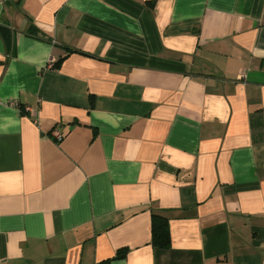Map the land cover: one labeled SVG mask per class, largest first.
Instances as JSON below:
<instances>
[{
    "label": "crops",
    "instance_id": "1",
    "mask_svg": "<svg viewBox=\"0 0 264 264\" xmlns=\"http://www.w3.org/2000/svg\"><path fill=\"white\" fill-rule=\"evenodd\" d=\"M0 264H264V0H0Z\"/></svg>",
    "mask_w": 264,
    "mask_h": 264
},
{
    "label": "trees",
    "instance_id": "2",
    "mask_svg": "<svg viewBox=\"0 0 264 264\" xmlns=\"http://www.w3.org/2000/svg\"><path fill=\"white\" fill-rule=\"evenodd\" d=\"M61 59L56 63L59 64ZM151 243L156 248H168L171 245L169 220L159 212L152 213ZM128 249L123 248L117 251L116 256L123 257Z\"/></svg>",
    "mask_w": 264,
    "mask_h": 264
},
{
    "label": "built area",
    "instance_id": "3",
    "mask_svg": "<svg viewBox=\"0 0 264 264\" xmlns=\"http://www.w3.org/2000/svg\"><path fill=\"white\" fill-rule=\"evenodd\" d=\"M51 61H53V60H51ZM244 77H245L244 74L240 75V78H244ZM24 111L29 113L31 116H34L36 114V112L34 110H32V108L30 106H25ZM52 135L56 138L57 141H61L63 139V136H64L58 127L54 128L52 130Z\"/></svg>",
    "mask_w": 264,
    "mask_h": 264
}]
</instances>
